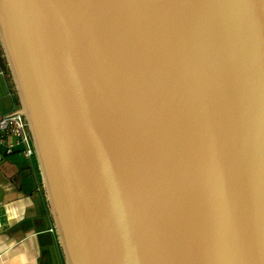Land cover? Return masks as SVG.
<instances>
[{
    "label": "water",
    "instance_id": "water-1",
    "mask_svg": "<svg viewBox=\"0 0 264 264\" xmlns=\"http://www.w3.org/2000/svg\"><path fill=\"white\" fill-rule=\"evenodd\" d=\"M0 48L64 264H264V0H0Z\"/></svg>",
    "mask_w": 264,
    "mask_h": 264
},
{
    "label": "crops",
    "instance_id": "crops-1",
    "mask_svg": "<svg viewBox=\"0 0 264 264\" xmlns=\"http://www.w3.org/2000/svg\"><path fill=\"white\" fill-rule=\"evenodd\" d=\"M18 108L0 65V116ZM22 148L17 144L7 153L0 143V264H64L36 158L24 156Z\"/></svg>",
    "mask_w": 264,
    "mask_h": 264
},
{
    "label": "built area",
    "instance_id": "built-area-1",
    "mask_svg": "<svg viewBox=\"0 0 264 264\" xmlns=\"http://www.w3.org/2000/svg\"><path fill=\"white\" fill-rule=\"evenodd\" d=\"M4 71L1 69V72ZM7 114L0 116V143L4 144L7 153L12 152L17 144H21L23 155L27 158L33 157L34 151L26 124H24L26 123L24 117L20 116L19 112L3 117Z\"/></svg>",
    "mask_w": 264,
    "mask_h": 264
},
{
    "label": "trees",
    "instance_id": "trees-1",
    "mask_svg": "<svg viewBox=\"0 0 264 264\" xmlns=\"http://www.w3.org/2000/svg\"><path fill=\"white\" fill-rule=\"evenodd\" d=\"M0 65L6 69V65H5L4 58L2 56L1 48H0Z\"/></svg>",
    "mask_w": 264,
    "mask_h": 264
}]
</instances>
